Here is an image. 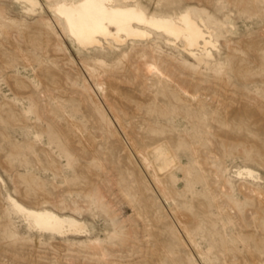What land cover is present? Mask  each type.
Instances as JSON below:
<instances>
[{"label":"rangeland","instance_id":"1","mask_svg":"<svg viewBox=\"0 0 264 264\" xmlns=\"http://www.w3.org/2000/svg\"><path fill=\"white\" fill-rule=\"evenodd\" d=\"M60 1L0 0V264H264V0H135L203 20L212 57L158 33L83 50ZM9 195L87 233L38 232Z\"/></svg>","mask_w":264,"mask_h":264},{"label":"bare ground","instance_id":"2","mask_svg":"<svg viewBox=\"0 0 264 264\" xmlns=\"http://www.w3.org/2000/svg\"><path fill=\"white\" fill-rule=\"evenodd\" d=\"M50 7L63 20L67 35L86 51L124 48L131 43L147 42L154 33L164 35L173 45L181 43L182 50L191 57L199 53L212 57V50L217 47L204 21L194 19L189 12L173 17L149 15L135 0H67ZM148 69L151 74L163 76L156 65H149ZM152 157L160 172L170 168L175 161L165 144L155 145ZM239 175L259 178L256 171L248 167L242 168ZM8 200L13 210L38 232L59 237L87 233L85 224L72 216L24 207L10 195Z\"/></svg>","mask_w":264,"mask_h":264}]
</instances>
